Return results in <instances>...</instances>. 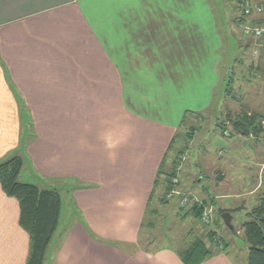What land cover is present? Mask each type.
I'll return each mask as SVG.
<instances>
[{
	"label": "crops",
	"instance_id": "crops-1",
	"mask_svg": "<svg viewBox=\"0 0 264 264\" xmlns=\"http://www.w3.org/2000/svg\"><path fill=\"white\" fill-rule=\"evenodd\" d=\"M219 18L210 0H0V162L24 155L19 180L68 192L43 264H182L181 250L143 230L153 227L146 216L155 180L183 118L211 104L213 71L225 60ZM253 22L264 27V14ZM234 60L248 66L239 54ZM235 138L245 151L225 169L246 155L248 174L234 195L216 194L232 209L231 242L213 241L200 264H247L232 215L246 220L263 187L264 135ZM194 186L184 191L198 196ZM28 255L19 202L0 185V264H26Z\"/></svg>",
	"mask_w": 264,
	"mask_h": 264
},
{
	"label": "rangeland",
	"instance_id": "rangeland-1",
	"mask_svg": "<svg viewBox=\"0 0 264 264\" xmlns=\"http://www.w3.org/2000/svg\"><path fill=\"white\" fill-rule=\"evenodd\" d=\"M210 1L215 16L219 18L221 15L217 24L216 36L219 37L218 40H220L221 45V51L220 54L218 52V55L221 58L224 57L225 60H221L217 72L213 71L214 77L212 79L215 82L213 83L211 104L205 110L200 111V113H195L191 116L187 115L185 120H182L181 126L175 134L173 144L169 146V151L160 169L162 172L153 190L152 201L146 216L147 221L145 220L146 222H151L153 227L149 230L147 228L148 226L145 225V231L143 230V234L147 236L148 241H155L154 243L156 245L169 243L174 245L178 250L185 249L192 240L198 237L205 240L206 245L211 251H214L213 241L217 243L219 239H223L227 245L231 242L229 233L227 232L229 227L224 224L221 214L225 210L231 212L232 209H224L223 205L221 206V203L224 202L223 198L217 199V195L223 194V192L235 194L236 184H241V181H244L243 177H246L248 174L241 167L242 163L247 165L244 162V159L247 157L243 155L241 158L243 162L239 164L238 161V164L234 165L232 167L233 169L227 172L225 166H229L231 162L235 163L236 158L234 155L240 151L244 152L245 148H240L241 143H236L235 137L240 136L239 134H222L217 125L223 127L227 112L232 117L241 111L260 112L264 114V60H262L264 55L258 58L251 57V48H244L237 43L236 36L241 33L239 25L237 26L239 21L236 19L235 25L231 28L227 22L229 12L231 16L235 14H237V16L235 15L236 17L239 16L237 6L241 7L242 0ZM238 54L239 58L243 59L247 65L251 63L254 65L256 61L254 72H249L246 65H239L234 60ZM228 80H230V83L226 85ZM225 88L229 89L230 96L225 95ZM23 128L27 130V126L23 125ZM228 130L232 134L231 126H228ZM241 137L242 139L248 138ZM245 143L246 145L251 144L250 141H244ZM19 151L22 152L23 150L21 149ZM22 157L24 158V155ZM197 163L201 165L199 170L202 171L197 170L195 166ZM170 168H173L175 175L170 178L171 189L164 190L165 179L162 173ZM242 171L243 173H241ZM202 175L207 177L208 182L206 180L202 182L199 179ZM236 176L238 181H235ZM239 176L240 178H238ZM259 176L261 181L260 186H263L259 190L262 193L264 191V173H260ZM182 177H185V181H182ZM20 179V181H28L30 183L33 181L26 175H22ZM174 179L176 181H173ZM229 180H231L230 185H227V181ZM200 181L205 186V189L201 187L202 184ZM63 185L65 187L69 186H66V184ZM183 186H198L196 189L190 187L189 189H192V192L200 187L199 191L197 190L198 196L196 193H191V191H184ZM51 189L58 192L60 200L63 195L66 194L68 196V192L64 188ZM204 192L206 193L204 196H206H203V199L200 200L199 194H203ZM184 196L191 200V203L203 205L199 219L189 215L188 212L192 205L187 208V206L180 203L181 198ZM237 200L236 196H231L226 201L233 205H239L241 200L238 202ZM152 210L154 213L151 212ZM174 215H176L175 219L173 217ZM186 215H189L191 219L181 221ZM203 215L208 217L207 222L203 221ZM244 220L245 216L242 212L233 213L232 224L234 225L233 231L235 230V233L232 232L231 237L232 240L237 241V245L241 246L243 251H245L244 247L246 246V242L244 240L241 223ZM211 230L212 232L214 230L216 233V235L214 234L216 239L212 242L207 239V233ZM175 231H180L179 237L177 236V239L173 240L170 234Z\"/></svg>",
	"mask_w": 264,
	"mask_h": 264
},
{
	"label": "trees",
	"instance_id": "trees-1",
	"mask_svg": "<svg viewBox=\"0 0 264 264\" xmlns=\"http://www.w3.org/2000/svg\"><path fill=\"white\" fill-rule=\"evenodd\" d=\"M237 10L239 12L237 20L256 23L253 22V18L247 19L242 16L240 6H237ZM249 44L251 45V43H244L241 46L251 48ZM246 67H248L249 72H254L252 63ZM229 83L230 80L227 81L226 85H229ZM224 92L226 96H230L228 88H225ZM232 98L234 99V97ZM263 125L264 114L241 111L235 114L234 117L227 112L223 127L217 126L222 134H239L243 137L257 138L264 132ZM228 126H231L232 134L229 130L227 131ZM174 138L170 146L173 144ZM22 166L23 161L20 156H12L1 161L0 185L7 196L13 197L19 202L20 224L29 234V255L26 264H43L46 248L57 226L61 200L58 192L54 189L40 188L36 184L20 181L18 177ZM161 172H158L157 180ZM162 175L165 179L164 190H170V178L175 175V171L170 168ZM157 180H155V185ZM202 210V204L193 203L188 213L199 219ZM245 215L246 220L242 223L241 228L248 246L247 264H264V191L259 194L256 205ZM215 238L212 231L207 233L209 241L212 242ZM211 254L212 251L206 245L205 240L198 237L192 240L188 247L181 250L180 258L182 264H200Z\"/></svg>",
	"mask_w": 264,
	"mask_h": 264
},
{
	"label": "built area",
	"instance_id": "built-area-1",
	"mask_svg": "<svg viewBox=\"0 0 264 264\" xmlns=\"http://www.w3.org/2000/svg\"><path fill=\"white\" fill-rule=\"evenodd\" d=\"M241 13L244 18H255L264 14V4H249L246 1L242 0L241 2ZM237 23L239 25L241 33L240 36L244 40L251 39L253 40V44L251 46V57L258 58L261 53H264V27L255 24V23H247L244 21H240ZM173 181H176L175 179ZM180 203L187 208L192 205L191 200H189L186 196L182 197ZM203 221L207 222L208 217L203 215Z\"/></svg>",
	"mask_w": 264,
	"mask_h": 264
},
{
	"label": "water",
	"instance_id": "water-1",
	"mask_svg": "<svg viewBox=\"0 0 264 264\" xmlns=\"http://www.w3.org/2000/svg\"><path fill=\"white\" fill-rule=\"evenodd\" d=\"M221 218L223 219V222L225 223V225L229 228H232L230 220H231V216L230 213L225 211L221 214Z\"/></svg>",
	"mask_w": 264,
	"mask_h": 264
}]
</instances>
